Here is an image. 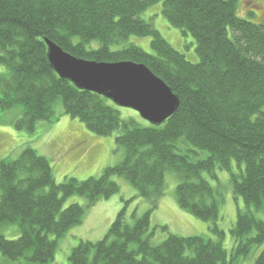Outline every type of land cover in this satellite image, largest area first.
Instances as JSON below:
<instances>
[{
	"label": "trees",
	"instance_id": "16d2710c",
	"mask_svg": "<svg viewBox=\"0 0 264 264\" xmlns=\"http://www.w3.org/2000/svg\"><path fill=\"white\" fill-rule=\"evenodd\" d=\"M159 2L168 23L195 39L199 63L188 61L141 18ZM237 9L238 0H0V66L7 69L0 72V114L22 107L15 127L30 135L16 159L0 160V218L20 232L18 239L0 241L9 263L54 264L60 239L94 204L120 193L112 181L116 176L150 209L134 226L125 222L128 211L122 209L103 241L74 249L70 264H264V20L241 19ZM131 37H150L153 55L129 43ZM46 39L77 59L146 65L179 98L177 112L159 127L123 120L107 99L58 77L47 60ZM59 100L66 115L96 136L118 131L116 145L124 156L102 178L69 177L58 184L48 159L28 146L37 124L54 118ZM199 152L208 157L194 160ZM217 167L230 174L235 199L246 205L230 230V261L218 226L217 190L201 178ZM167 175L179 181V208L209 223L218 238L170 234L160 245L147 246L145 239L130 250L128 243L140 238L166 197ZM10 178L22 186L43 182L48 192L40 198L37 193V200L31 190L11 188ZM74 197L86 203L73 199L65 208Z\"/></svg>",
	"mask_w": 264,
	"mask_h": 264
},
{
	"label": "rangeland",
	"instance_id": "374dc122",
	"mask_svg": "<svg viewBox=\"0 0 264 264\" xmlns=\"http://www.w3.org/2000/svg\"><path fill=\"white\" fill-rule=\"evenodd\" d=\"M162 10L163 2H159L143 13L141 18L153 23L162 37L177 51L184 54L188 61L195 64L199 63L200 58L197 54L195 39L190 34L184 35L179 29L172 27L164 17ZM237 10L241 19H248L256 23L264 20V0H238ZM249 14H253L254 17H250ZM129 43L137 45L146 53L153 55L150 37H131ZM0 72H7V69L0 66ZM116 110L123 120L133 118L141 126L146 127L149 125L134 111L119 107H116ZM22 116V107L4 111L0 114V160L16 159L23 145L28 142L26 137L30 135L17 131L15 127V123ZM36 128L35 136L28 146L34 147L42 156L48 159L53 169L55 181L58 184L63 183L69 177L75 178L79 182L98 179L105 168L119 163V159L124 156L123 149L119 148L118 150L116 145L118 131L108 137L96 136L87 129L85 124L64 113L61 100L56 102L54 106V118L52 117L51 121L39 122ZM199 153V156L193 157L194 160L208 157L206 152ZM218 172L217 180L210 177L209 174H204L203 178L217 190L215 194L220 201L218 226L225 232L222 245L228 252V261H230L233 251V237L230 230L236 224L238 210L245 211L246 205L242 199H235L229 183L230 174L220 170ZM167 176L166 198L160 204V210H155L153 213L151 230L147 234L154 235L153 239H155L152 240V244L154 246L160 245L170 234L217 240L218 236L209 230V223L187 215L185 211L179 208L175 193L177 181L169 177L170 175ZM115 179H117L120 187V193L108 200L99 202L96 208H91L83 222L73 227L61 238L57 248V260L54 264H64L61 261L66 257L67 261L65 262L70 264L69 255L80 241H88L91 244L103 241L111 227V219L114 213H119L126 208L128 218L132 220L133 214L136 218H140L148 212L150 209L149 204L144 199L137 197L136 189L126 180ZM73 199L77 200L76 202L80 200L79 203H86V200L80 197L71 198L68 203ZM127 201H129L128 205H126ZM70 205H74V203L65 205V208ZM260 218L264 220L263 213L260 214ZM133 222L134 219L131 223ZM3 229L9 240L20 237L19 227L16 225L7 224L3 226ZM136 248V245L130 246L131 250H136ZM0 264L11 263L0 254ZM246 264L253 263L246 262Z\"/></svg>",
	"mask_w": 264,
	"mask_h": 264
},
{
	"label": "water",
	"instance_id": "95a60500",
	"mask_svg": "<svg viewBox=\"0 0 264 264\" xmlns=\"http://www.w3.org/2000/svg\"><path fill=\"white\" fill-rule=\"evenodd\" d=\"M48 58L61 79L103 96L119 108L138 113L152 126L163 125L179 107V98L143 65L80 60L51 42Z\"/></svg>",
	"mask_w": 264,
	"mask_h": 264
},
{
	"label": "bare ground",
	"instance_id": "6f19581e",
	"mask_svg": "<svg viewBox=\"0 0 264 264\" xmlns=\"http://www.w3.org/2000/svg\"><path fill=\"white\" fill-rule=\"evenodd\" d=\"M48 42H51V43H53L52 41H50V40H48V39H46L45 40V44H46V48H47V60H48V62H49V65L52 67V65H51V62L49 61V58H48ZM56 45V44H55ZM59 47V46H58ZM65 52V51H64ZM81 60V59H80ZM139 65H143V66H145L146 68H148L146 65H144V64H139ZM53 68V67H52ZM149 69V68H148ZM153 73V72H152ZM154 74V73H153ZM155 75V74H154ZM156 76V75H155ZM59 77V76H58ZM157 78H159L158 76H156ZM60 78V77H59ZM61 79V78H60ZM161 79V78H160ZM61 80H63V79H61ZM162 80V79H161ZM63 81H66V82H68V83H70L71 85H73L74 86V88H76L77 90H79V91H81V92H86V93H93V92H89V91H83V90H80L79 88H77L72 82H70V81H68V80H63ZM163 81V80H162ZM166 84V83H165ZM167 85V84H166ZM93 94H95V93H93ZM97 95V94H96ZM98 96H100V95H98ZM101 97H103V96H101ZM104 98V97H103ZM106 99V98H105ZM109 101V100H108ZM111 102V101H110ZM112 103V102H111ZM113 104V103H112ZM114 105V104H113ZM180 105V104H179ZM115 107H117L116 105H114ZM179 108V107H178ZM178 108H177V110H178ZM129 110V109H128ZM132 111V110H131ZM177 112V111H176ZM175 112V113H176ZM136 113V112H135ZM174 113V114H175ZM138 114V113H137ZM174 114L171 116V117H173L174 116ZM139 115V114H138ZM140 116V115H139ZM170 117V118H171ZM167 122V121H166ZM165 122V123H166ZM164 123V124H165ZM163 124V125H164ZM162 126V125H161ZM207 153V152H206ZM122 159V158H121ZM121 159H119V161H121ZM112 162V161H111ZM114 162V161H113ZM117 162H118V159H117ZM120 163V162H119ZM119 163H117V164H115V165H112V166H109V167H107V168H105L103 171H102V173H101V176H100V178H102L103 177V173H104V171H106V170H108V169H110V168H112V167H115V166H117ZM232 167H233V170L235 171V172H238V166H237V164L235 163V162H232ZM218 167L216 168V170L215 171H213V173L212 174H209L208 172H203L202 174H201V178L204 180V174H209V176L210 177H213L214 175H216V180L218 179V176H217V174L219 175V172H218ZM167 177L168 176H166L165 177V189H164V193L166 194L167 193ZM169 177H171L172 179H175L176 181H177V187H176V190H175V193H177V188H178V186H179V181L177 180V178L174 176V175H170ZM115 178H120V179H122V180H125L124 178H122V177H113L112 178V181L113 182H115V183H118L117 182V179H115ZM10 186H11V188H14V189H16V190H20V191H29V190H31V192H33V193H35L36 194V199L37 200H39V196H40V194L41 195H46L47 194V192H48V188H47V186H46V184L45 183H43V182H39L38 183V181L37 182H32V181H30L29 183H27V184H23V186L22 185H18V184H16V182L12 179V178H10ZM37 193H38V197H37ZM164 198H166V197H164ZM164 198L161 200V202H160V204L162 203V201L164 200ZM41 200V199H40ZM244 201V200H243ZM99 202H97L96 204H94L93 205V207L92 208H96V206H97V204H98ZM159 207H160V205H159ZM159 209V208H158ZM160 210V209H159ZM219 213H220V209H219ZM35 214V213H34ZM119 214H120V212L119 213H114L113 214V217H112V224H111V226L116 222V220H117V218H118V216H119ZM125 219V222L130 226H134V224H135V222H136V220H138V219H140V218H133L134 219V222L133 223H131L132 222V220H129V218H127V217H125L124 218ZM3 218H0V241H4L5 239L7 240V237L5 236V234H4V229H3V226H5V225H7L6 223H4V224H2L3 222ZM148 226H149V228H148ZM151 230V223H149V225L147 224V229L142 233V235H140V238L138 239V240H136V242H129L128 243V245H129V249H130V246L131 245H136L137 246V248L139 247V245H140V243L143 241V240H145V239H148V243H147V246H151V245H153L152 244V240H154L153 239V237H154V235H147L148 233H149V231ZM180 237H182V236H180ZM168 238V237H167ZM34 238H31V241L33 240ZM61 240V239H60ZM90 245V243L88 242V241H86V242H84V241H80L79 243H77V245H76V247H75V249H79V248H81V247H84L83 245ZM90 247V246H89ZM89 247H86V248H88L89 249ZM131 250V249H130ZM93 252L90 254V261H92L93 260V258H94V253H95V251L94 250H92ZM69 257H70V255H69ZM65 261H67V257L64 259V260H62L61 262L62 263H65V264H67ZM25 261L23 260L22 262H20V264H25L24 263ZM89 264H90V262H89Z\"/></svg>",
	"mask_w": 264,
	"mask_h": 264
}]
</instances>
